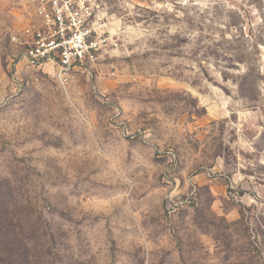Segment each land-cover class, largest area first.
<instances>
[{"label":"rangeland","instance_id":"obj_1","mask_svg":"<svg viewBox=\"0 0 264 264\" xmlns=\"http://www.w3.org/2000/svg\"><path fill=\"white\" fill-rule=\"evenodd\" d=\"M39 1L0 0V264H264V0H81L67 83Z\"/></svg>","mask_w":264,"mask_h":264},{"label":"built area","instance_id":"obj_2","mask_svg":"<svg viewBox=\"0 0 264 264\" xmlns=\"http://www.w3.org/2000/svg\"><path fill=\"white\" fill-rule=\"evenodd\" d=\"M36 16L38 27L25 30L19 44L31 66L56 64L60 82H69L75 69L106 53L107 32L103 30L104 24L98 25L94 20L89 4L81 0H40Z\"/></svg>","mask_w":264,"mask_h":264}]
</instances>
